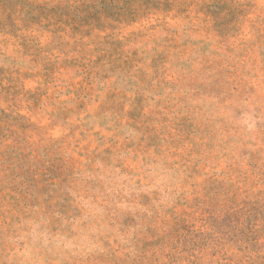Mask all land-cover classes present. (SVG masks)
I'll return each instance as SVG.
<instances>
[{"label": "rangeland", "instance_id": "rangeland-1", "mask_svg": "<svg viewBox=\"0 0 264 264\" xmlns=\"http://www.w3.org/2000/svg\"><path fill=\"white\" fill-rule=\"evenodd\" d=\"M0 264H264V0H0Z\"/></svg>", "mask_w": 264, "mask_h": 264}]
</instances>
